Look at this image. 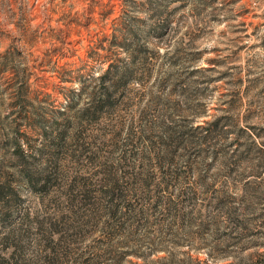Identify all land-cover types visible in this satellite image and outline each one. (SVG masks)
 Returning <instances> with one entry per match:
<instances>
[{"label":"rangeland","instance_id":"rangeland-1","mask_svg":"<svg viewBox=\"0 0 264 264\" xmlns=\"http://www.w3.org/2000/svg\"><path fill=\"white\" fill-rule=\"evenodd\" d=\"M0 264H264V0H0Z\"/></svg>","mask_w":264,"mask_h":264},{"label":"trees","instance_id":"trees-1","mask_svg":"<svg viewBox=\"0 0 264 264\" xmlns=\"http://www.w3.org/2000/svg\"><path fill=\"white\" fill-rule=\"evenodd\" d=\"M36 173V172H35ZM30 174H32L30 171H25V175H22V177H24L25 179H26V182H28L29 184H32V182L33 181H31L30 179H29V176H30ZM33 175V174H32ZM10 234H8V235H6V236H4V237H2L4 240H8L9 238H10V236H9Z\"/></svg>","mask_w":264,"mask_h":264}]
</instances>
